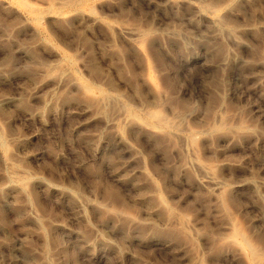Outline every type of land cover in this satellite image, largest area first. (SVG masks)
<instances>
[{
  "label": "rangeland",
  "instance_id": "374dc122",
  "mask_svg": "<svg viewBox=\"0 0 264 264\" xmlns=\"http://www.w3.org/2000/svg\"><path fill=\"white\" fill-rule=\"evenodd\" d=\"M0 264H264V0H0Z\"/></svg>",
  "mask_w": 264,
  "mask_h": 264
},
{
  "label": "bare ground",
  "instance_id": "6f19581e",
  "mask_svg": "<svg viewBox=\"0 0 264 264\" xmlns=\"http://www.w3.org/2000/svg\"><path fill=\"white\" fill-rule=\"evenodd\" d=\"M205 6H206V5H205ZM205 6H204V8H205ZM207 7H208V5H207ZM207 7H206V9L208 10L210 7H209V8H207ZM213 7H214V6H213ZM213 7H212L211 9H213ZM197 8H198V7H197ZM200 8H201V7H200ZM201 9H202V8H201ZM201 9H200V10H201ZM202 10H203V9H202ZM215 11H216V10H215ZM215 11H213V13H215ZM201 12H203V11H201ZM204 13H205V12H204ZM213 13H212V14H213ZM36 14H37V13H36ZM215 14H216V13H215ZM217 15H218V14H217ZM218 16H219V15H218ZM213 17H215V16H213ZM215 20H216V23H217V22L220 23L219 21H221V18H220L219 21H217L218 19H214V21H215ZM220 24H222V23H220ZM223 26H224V25H223ZM127 27H128V26H127ZM130 28H131V27H130ZM124 29H125V27H124ZM132 29H133V32H134V31H135V28L133 27ZM128 30H129V27H128L127 31H128ZM130 30H131V29H130ZM136 31H137V29H136ZM133 32H131V33H133ZM135 33H136V32H135ZM139 34H141V33H139ZM149 77H150V76H149ZM151 78H152V76H151ZM148 79H149V78H148ZM151 80H153V79H151ZM154 82H155V81H154ZM154 82H153V83H154ZM154 86H156V85H154ZM161 117H162V116H161ZM161 119L163 120L164 118H161ZM157 120H159V119H157ZM161 122H162V121H161ZM165 122H166V121H165ZM162 123H164V122H162ZM205 174H206V173H205ZM203 176H204V175H203ZM206 177H207V179L209 180V182L213 183L214 185H220V183L217 181V179H216L212 174L207 173V174H206ZM207 179H206V180H207ZM204 180H205V179H204ZM206 182H207V181H206ZM214 185H213V186H214ZM217 187H218V186H217ZM218 188H219V187H218ZM230 226L232 227V225H230ZM234 226H235V224H234ZM235 229H237V227H236ZM238 230H239V229H238ZM233 231H234V230H233ZM235 232H236V231H234L233 233L235 234ZM241 232H242V231H241ZM241 232H238V231H237L236 234H237V235L242 234L243 232H242V233H241ZM238 233H239V234H238ZM231 235H232V234H231ZM243 235H244V233H243ZM243 235H241V236L243 237ZM234 236H235V235H234ZM244 236H245V235H244ZM242 237H241V238H242ZM239 239H240V238H239ZM243 239H245V238H243ZM235 240H236V239H235ZM243 241H244V240H243ZM246 241H248V240L246 239ZM248 243H249V242H248ZM240 244H241V243H240ZM245 244H246V243H245ZM241 247H242V246H241ZM251 248H253L252 245H251Z\"/></svg>",
  "mask_w": 264,
  "mask_h": 264
}]
</instances>
